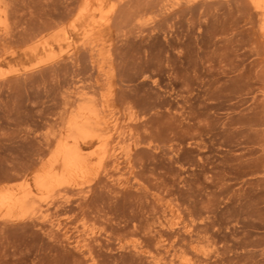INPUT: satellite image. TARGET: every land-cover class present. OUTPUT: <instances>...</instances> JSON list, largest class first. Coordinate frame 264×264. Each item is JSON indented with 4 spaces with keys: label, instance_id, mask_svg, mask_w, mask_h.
Instances as JSON below:
<instances>
[{
    "label": "rangeland",
    "instance_id": "374dc122",
    "mask_svg": "<svg viewBox=\"0 0 264 264\" xmlns=\"http://www.w3.org/2000/svg\"><path fill=\"white\" fill-rule=\"evenodd\" d=\"M0 21V202L43 211L0 207V264H264L254 0H0ZM81 115L105 143L39 189Z\"/></svg>",
    "mask_w": 264,
    "mask_h": 264
},
{
    "label": "bare ground",
    "instance_id": "6f19581e",
    "mask_svg": "<svg viewBox=\"0 0 264 264\" xmlns=\"http://www.w3.org/2000/svg\"><path fill=\"white\" fill-rule=\"evenodd\" d=\"M254 3L256 6V9L264 15V0H254ZM1 26L4 27V30L7 29V26H5L3 21H0V27ZM84 109H85V107H84ZM84 109H83V112L86 111ZM91 110H93V109H91ZM83 116L81 115L79 117H83ZM93 121H91V119H89V118H86V119H83L81 121L79 120V121L75 122L70 127L69 131L71 132V134H70L71 141H67L63 147L62 146L59 147L62 149L60 152L61 154L59 153L60 154L59 166L57 168L55 167L56 173H54V171L52 170L54 175H50L52 172L49 173V171H48L49 175H48V177H46L47 180H45L46 179L45 178L44 180H41L39 183L37 182L39 189H41L43 191H50L53 182L57 183L58 177H60V176H58L59 174H61V173L58 174V170L60 168L63 169V172H65V171H68V172L74 171L75 172V171L83 170L88 165V162L85 159V155H84V151H83L81 142L87 141V140H99L100 143H102V144L105 143V141L103 140V136L97 132V129H98L97 123H94ZM48 173H46V174H48ZM62 179H63V177H62ZM27 188L28 189L25 191V193L23 192L24 194L20 198H18V199L16 198L15 200H10L9 202H7V201L6 202L5 201L0 202V207L4 211V213H3L4 219L9 221L10 219H12L13 215L16 216L17 212L19 213L18 215H20L22 218H29V217H34V216L36 217L38 214H40V217H42L41 216L43 214L42 210H39L37 212L33 211V208L31 206V202L35 197L34 192L31 191L29 187H27ZM1 197L3 198V195ZM5 198H6V196H5ZM3 202H5V203H3ZM45 212H44V214H45ZM15 216H14V218H15ZM44 219H45V215H44Z\"/></svg>",
    "mask_w": 264,
    "mask_h": 264
}]
</instances>
